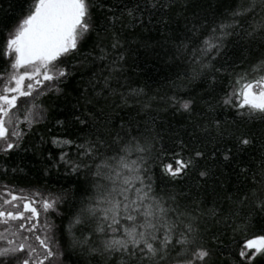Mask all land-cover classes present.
Masks as SVG:
<instances>
[{
	"label": "snow or ice",
	"instance_id": "1",
	"mask_svg": "<svg viewBox=\"0 0 264 264\" xmlns=\"http://www.w3.org/2000/svg\"><path fill=\"white\" fill-rule=\"evenodd\" d=\"M118 3L122 7L109 4L108 0H24V8L7 27L0 44V56L6 57L8 65L0 74V152L8 154L19 148L32 127L47 119V109L40 97L52 85L45 88V82L66 81L78 67L72 62L74 58L82 57L81 65L87 60L108 61L88 81L93 94L84 90L85 104L90 109L73 117L81 130L88 129L89 134L77 136L76 140L52 141L62 149L53 166H65L77 180L81 175L85 177L78 185V206L67 224L70 243L65 241V251L80 248L102 256H116L118 264H209L214 252L200 243L199 220L203 216H219L220 220L230 222L233 232L259 227L254 238L242 243L238 255L245 264H264V143L258 163L240 168L242 186L222 197L229 205L225 218L222 204L201 208L203 202L197 201V207L189 211L179 207L174 195L165 198L156 193L145 165L146 154L155 148L159 133L149 135L153 129L147 122L142 126L121 117L122 122L113 123L116 109L130 107V99L146 95L143 89L124 93L113 87L124 61L122 52L113 55L123 48L122 31L143 24L145 14L151 17L156 12H171L178 4L182 11L177 15H183L190 0ZM197 18L193 12L191 27L185 24V35L175 44V57L190 69L184 76L190 82L206 81L211 94L217 82L214 73L221 71L214 61L226 55L229 39L236 36L264 41V0H238L235 7L228 8L211 25L201 22L197 26ZM161 22L169 23L163 16ZM108 34L111 39L105 45ZM237 67L241 70L230 74V91L219 103L236 109L241 118L264 120V57L248 67L243 63ZM176 87L177 91L167 98L168 107L173 114L188 117L191 131L188 141L183 137L177 141L187 157L175 160V167L169 163L162 169L168 179L181 180L197 170L201 161L215 160L218 154L229 162L238 152L258 142L253 135L229 129L214 116L209 118L216 105L203 96L198 100L195 95L182 93V85ZM136 103L140 105L137 114L152 109L151 100L136 99ZM198 103L204 105L199 112ZM228 143L233 144L235 151ZM70 147L76 149L74 158L63 150ZM211 175L210 167L198 171L205 182ZM66 199L65 194H56L37 201L33 196L17 195L11 190L0 198V264H63L58 259L64 253L60 251L54 225L47 219L41 223V212L34 204H42L45 216L49 212L62 215L58 209ZM214 237L220 238L219 234Z\"/></svg>",
	"mask_w": 264,
	"mask_h": 264
},
{
	"label": "trees",
	"instance_id": "2",
	"mask_svg": "<svg viewBox=\"0 0 264 264\" xmlns=\"http://www.w3.org/2000/svg\"><path fill=\"white\" fill-rule=\"evenodd\" d=\"M108 2L122 7L118 0H108ZM237 3L238 0H190V7L183 15H177L182 11L179 4L171 12H156L151 17L145 14L143 24H137L135 28L126 27L122 31L123 48L113 53L115 56L121 52L124 54L122 71L118 73V81L113 82V87L124 93L131 89H143L146 93L144 96L130 99V107L116 109L112 114L113 123L122 122L121 117L124 120H132L133 124L140 123L142 126L147 122L153 129L148 133L149 135L155 136L159 133L155 148L151 153L146 154L145 165L154 181L156 193L165 198L174 195L179 207L189 211L197 207V201L203 202L200 204L201 208L211 207L214 203L222 204L225 218L229 205L222 197L226 192L231 194L237 191L238 186H242L241 177L238 175L240 168L254 167L258 163L262 151L261 144L264 143V120L241 118L237 115L236 109L226 108L219 101L226 92L230 91L229 84L232 79L230 74L241 70L237 65L243 63L244 67H248L264 57V41L231 37L225 49L226 55L223 58L217 57L214 61L215 67L221 68V71L214 73L217 82L211 94L207 91L206 81L190 82L184 76V72L190 69L181 59H176L175 44L179 42L178 38L185 35V24L191 27L193 12L198 17L195 20L197 26L201 22L211 25L221 17L222 13L228 8L235 7ZM23 8L24 0H0V44L3 43L7 27L19 16ZM162 16L168 19L167 25L161 22ZM149 19L151 23H148ZM117 30L119 31V26ZM101 35L103 36L104 33L102 32ZM110 39L111 34H108L104 44L107 45ZM87 51L86 48L85 52ZM97 54L98 52L93 53V55ZM81 60L82 57L73 59L72 62L78 67L66 81L59 84L53 81L44 86L48 88L49 84L52 85V89L40 97L43 106L47 109V119L32 127L24 136L19 148L13 149L8 154L0 152V198H4L9 190L17 195L29 196L37 192L45 197L65 194L67 199L58 209L62 215L52 212L47 216L44 214V220L47 219L48 223L54 225L56 235L60 239V251L64 254L58 259L63 261V264H118L119 258L116 256H102L80 248L65 251L64 248L65 241L70 243L66 231L67 224L80 199L78 185L85 177L81 175L77 180L65 166H53V162L59 159L62 149L52 141L54 138L76 140L77 136L85 137L89 134L88 129L81 130L82 126L78 125L73 117L90 109L91 106L85 104L84 90L88 89V94H93L88 81L95 78L94 73L102 71V64L108 63V61L87 60L81 65ZM7 66L6 57L0 56V74H4ZM208 79L210 80L211 76ZM177 85H182V93L195 95L198 100L203 96L205 100L216 105L215 113L209 114V118L214 116L225 122V126L229 129L253 135L258 142L238 152L229 162H224L223 155L218 154L215 160L201 161L197 170L183 179L177 181L168 179L162 173V169L169 163L175 167V160L187 157V152L179 147L177 141L179 137L188 141V132L191 131L188 117L178 113L173 114L168 107L167 98L177 91ZM136 99L151 100L152 109L148 113L137 114L140 105L136 103ZM197 108L199 112L204 109V105L198 103ZM106 110L111 111V108ZM195 118L199 119L198 116ZM57 121H63L64 124L60 125ZM227 146L234 148L231 143ZM63 150L75 157V147ZM204 167H210L213 171V175L209 176L206 182L198 176V171ZM198 214L193 212V215ZM218 220L220 222H217ZM229 223L226 219L220 220L219 216L214 219L203 216L199 220L202 236L200 243L212 248L214 252L209 264H245L238 255L239 248L248 238H254L260 229L255 227L247 232H233ZM214 234H219L220 238L215 239ZM76 235L79 236L80 233L77 232Z\"/></svg>",
	"mask_w": 264,
	"mask_h": 264
},
{
	"label": "rangeland",
	"instance_id": "3",
	"mask_svg": "<svg viewBox=\"0 0 264 264\" xmlns=\"http://www.w3.org/2000/svg\"><path fill=\"white\" fill-rule=\"evenodd\" d=\"M21 71H22V70H21ZM48 83H49V82H45L44 86H46V84H48ZM18 103H19V101H18ZM35 194H36V193H32L31 196L35 197V199H36L37 201H41L42 198H47V197H45V196L42 195V194H40V196H35ZM34 206L37 208L38 211L41 212V216L39 217V219H40L41 223H43L45 220H44V213H43V211H42V204L38 202V203L34 204Z\"/></svg>",
	"mask_w": 264,
	"mask_h": 264
}]
</instances>
